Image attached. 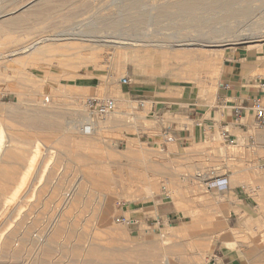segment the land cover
I'll use <instances>...</instances> for the list:
<instances>
[{"label": "rangeland", "instance_id": "1", "mask_svg": "<svg viewBox=\"0 0 264 264\" xmlns=\"http://www.w3.org/2000/svg\"><path fill=\"white\" fill-rule=\"evenodd\" d=\"M31 1L0 0V25L20 19L17 20L19 27L9 26L11 29L0 30V134L5 138L3 142L6 141L8 152H14L21 161L8 166L10 171L15 168V179L0 183V210L5 201H9L0 217V233L6 234L1 233L3 237L0 236V264H85L88 259L97 262L110 252V260L116 264L125 262L127 258L134 260V264H143L144 251L152 254L162 252L165 247L176 264H189V256L198 245L206 242L210 230L216 231V234L204 254L203 264H252L246 255L254 254L255 248L261 249L258 256L263 261L264 172L259 167L264 158H260L261 147L249 146L248 135L232 128L231 133L238 135V146L223 142L217 130L212 133L203 128H198L195 137L181 146L174 142L164 149L158 143L159 134L173 122L181 127H191L185 119L190 109L210 113L217 103L225 60L234 52L251 51L253 47L264 53V41L222 47L225 50L220 65L222 68L212 75L216 80L214 92L211 96L204 94V97H199L198 83L184 81V77L194 73L188 71L187 66H176L173 55L167 58L170 67L166 77H163L164 58L160 52L167 43V37L179 33L178 21L162 20L159 25H142L137 30L125 24L123 30L112 31L101 26L97 20L100 16H114L116 2L120 0H35L32 7L22 9ZM45 1L61 5L67 2V5L60 7L57 4L56 8L41 6ZM143 1H149L150 7V0ZM154 1L158 4L166 0ZM263 4L264 0H253L254 16L236 27L237 31L245 28L262 33ZM235 21L231 19V23ZM91 26H95L96 32L89 35L86 31ZM189 37L196 35L190 34ZM222 37V45L232 43L230 40L233 39ZM122 38L134 44L132 50L127 51L109 42ZM41 39L49 41L36 45L38 48L49 47L45 54L36 55L26 49L15 57H7ZM222 48H214L213 54ZM200 61L197 77H203L210 70L203 66V59ZM170 72L175 73L173 78L168 77ZM125 78L133 83L122 84ZM140 89H143L145 98L136 97ZM93 98L114 100L115 112L106 116L92 115L86 102ZM143 101L147 102L145 108L139 106ZM151 102L157 103L158 111L160 107H165L163 112L150 111ZM42 103H45L43 110L47 116L56 121L53 125L55 130L49 124L36 122L37 126L34 121L35 124H30L19 120V116L18 120H11L13 118L8 115L11 108L19 115L20 112L37 110L32 108L33 105L43 106ZM71 109L78 112L79 126L75 134H68L64 127L71 117ZM104 117L108 120L101 124L100 120ZM209 117L213 116L209 114ZM87 119L97 123L91 135L81 131L89 125ZM258 134L264 136L263 131ZM79 137L90 140L92 147H79L76 144ZM64 139L69 140L65 142ZM9 141L12 142L6 144ZM38 146L41 152L28 182L19 196H13L19 187L20 176L26 173ZM247 158L258 167L250 171V175L241 171ZM2 162L5 163V157ZM89 174L93 175L92 179ZM213 178H227L230 187L222 193L208 189ZM161 185L167 186L171 193L169 197L160 198ZM71 186L79 188L81 194L78 197L69 196ZM231 187H242L247 193L242 190L245 198ZM101 200H104L103 203ZM159 204H165L170 215H160L157 210ZM102 211L109 219L108 223L102 222ZM122 216L137 220L138 224L121 225L118 218ZM248 216L251 219L243 222ZM61 221L66 223L61 228V237L53 239L56 226ZM217 224L223 226L218 227ZM238 231V235H245L248 240L241 244L236 242L233 234ZM37 235L52 238L47 243L49 252L43 253V249L38 254ZM6 240L8 244L4 242ZM85 241L89 242L87 247L82 244ZM91 242H95L92 245L96 248L94 256L88 254ZM165 243L166 246H163Z\"/></svg>", "mask_w": 264, "mask_h": 264}, {"label": "bare ground", "instance_id": "2", "mask_svg": "<svg viewBox=\"0 0 264 264\" xmlns=\"http://www.w3.org/2000/svg\"><path fill=\"white\" fill-rule=\"evenodd\" d=\"M39 2V1H38ZM58 2V1H57ZM74 2V1H73ZM149 2V1H148ZM148 2H145L143 0H120V2H116V8L117 11L115 12L114 16H100L99 19L97 20L98 23L101 24V26H103L104 28L107 29H113V30H121L122 28H124L123 26L125 25L127 27V24L131 25L132 30L136 29L142 25H147V24H154L155 26L162 21V20H167L170 22H176L178 21L179 24H177L180 28H179V33L178 34H174L172 36H168L167 37V43L165 46L162 47V55L164 58V65L163 67V77H166L167 72L169 70V63H168V56L173 55V57L176 59V66L180 67L181 65L187 66L188 71L193 72L194 75L193 76H189V77H184V81H188L189 83H198L199 85V89H200V96L199 97H204L205 95H212L214 86H215V81L213 78V76L216 74L217 69L220 70L219 68L221 67L220 65L223 62V58H224V49L222 47H226V46H230V45H237V44H241L242 42L245 43H249V44H258L262 41H264L263 39L261 40V38H264V30L262 31V33L259 32H255V31H251L248 29H243L241 32L237 29L236 27H238L239 25H241L243 22L248 21L249 19H251L254 16V12L255 9L252 6L253 4V0H166L165 2H159L157 4L156 1L154 0H150V7H148ZM36 3L35 0H32L31 2H27V4H25L24 6H22V9L24 8H28L29 6L32 7V5ZM61 3V1H60ZM62 5H67V2H62ZM115 3V4H116ZM58 4V5H57ZM57 6H62L59 3H54L53 1H45L44 3L41 4V6L43 7H51V8H56ZM65 5V6H66ZM264 5V4H263ZM40 8V7H39ZM42 8V7H41ZM150 8V9H149ZM43 9V8H42ZM149 9V10H148ZM21 10V9H20ZM25 11V10H24ZM23 12V10H22ZM14 13V12H13ZM29 18H30V14ZM22 15H20L21 17ZM25 16V15H24ZM256 16V15H255ZM19 17V18H20ZM23 17V16H22ZM26 17V16H25ZM28 17V16H27ZM26 17V18H27ZM13 19V18H12ZM23 20V18H21ZM231 19L236 20L234 23H231ZM20 20V19H17ZM7 22V24L5 25H0V30L1 29H11V27L9 26H18L20 23L18 21ZM252 21V20H251ZM97 23V24H98ZM235 24L234 26H231ZM93 25V24H92ZM255 25V24H254ZM100 26V25H99ZM100 26V27H101ZM244 26V25H243ZM246 26V25H245ZM19 27V26H18ZM102 27V28H103ZM143 27V26H142ZM15 28V27H14ZM141 28V27H140ZM74 29V28H73ZM77 29V28H76ZM100 29V28H99ZM106 31H109L107 30ZM129 29V28H128ZM139 29V28H138ZM240 29V28H238ZM112 30V31H113ZM123 30V29H122ZM147 30V29H146ZM145 30V31H146ZM183 31V32H182ZM185 31V32H184ZM205 31V32H204ZM258 31V30H257ZM7 32V31H6ZM95 26H91L88 28V31H86V33L90 34H95ZM134 32V31H132ZM147 32V31H146ZM178 32V30L176 31ZM240 32V33H239ZM2 33V32H1ZM76 33V32H75ZM80 33V32H79ZM3 34V33H2ZM195 34L196 37H189V35ZM69 35V34H68ZM77 35V34H76ZM227 36L230 39L232 43L231 44H225L222 45L224 43L220 41V38L222 36ZM146 36V35H145ZM68 37V36H67ZM79 37V35H78ZM85 37V36H84ZM93 37V36H92ZM97 37V36H96ZM112 37V36H110ZM150 37V36H149ZM52 38V37H50ZM77 38V37H76ZM82 38V37H81ZM106 38V37H105ZM109 38V37H108ZM114 38V36H113ZM145 38V37H144ZM223 38V37H222ZM48 39V38H47ZM130 39V38H127ZM225 39V37H224ZM49 40V39H48ZM61 40V39H60ZM133 41V39H131ZM136 40V39H135ZM134 40V41H135ZM150 40V39H148ZM227 40V39H226ZM47 40L46 39H41L38 40L36 43H33L31 45H27L26 48H23L21 51L19 50L17 53H10L11 55L7 56L9 58L15 57L19 52H22L23 50L25 51L26 49H29L31 51H34V53L36 55H42L45 54L48 50V48H38L36 47V45L38 43L40 44H44ZM50 41V40H49ZM47 41V42H49ZM86 41V40H85ZM92 40L90 39V42ZM98 41V40H97ZM142 41V40H141ZM160 42H162L161 40H159ZM172 41V43H171ZM228 41V42H230ZM247 41V42H246ZM102 42V41H101ZM104 42H107L104 41ZM103 42V43H104ZM110 43H114L116 44V46L120 47L122 46L125 50H132V47H134V44H131L128 40H124L122 39H118L114 42L109 41ZM108 42V43H109ZM158 42V40H157ZM164 42V41H163ZM226 42V41H225ZM100 43V42H98ZM109 43V45H110ZM244 43V44H245ZM157 44V43H156ZM101 45V44H100ZM137 45V44H136ZM135 45V46H136ZM143 45V43L141 44V46ZM161 45V44H160ZM159 45V46H160ZM261 45V44H260ZM150 46V45H149ZM154 47L156 45H153ZM152 46V48H153ZM252 46V45H251ZM109 47V46H108ZM151 47V46H150ZM149 47V48H150ZM148 48V47H147ZM159 48V47H158ZM214 48H222L221 50H218L214 52L213 54V49ZM137 49V48H134ZM133 49V50H134ZM139 49V48H138ZM145 49V48H144ZM155 49V48H154ZM161 49V46H160ZM28 50V51H29ZM55 50V49H54ZM251 50H254V47L251 48ZM126 51V52H127ZM140 51H141V47H140ZM53 52V51H52ZM157 52V51H156ZM256 52V51H255ZM25 53V52H24ZM124 53V52H123ZM159 53V52H158ZM122 54V53H121ZM127 54V53H126ZM136 54V53H135ZM123 55V54H122ZM140 55V54H139ZM139 55L137 57H139ZM4 56V57H5ZM121 56V55H119ZM124 56V55H123ZM141 56V55H140ZM122 58V57H121ZM127 58V57H126ZM1 59V58H0ZM118 59V58H117ZM135 59V58H134ZM200 59H203V66H206L207 68H209L210 70L207 71L206 75H204V79L201 76L197 77L198 73L197 70L198 65H201V61L199 62ZM138 60V59H137ZM121 61V59H120ZM143 62V61H141ZM117 63V62H116ZM136 64V63H135ZM138 64V63H137ZM121 65V64H120ZM219 65V66H218ZM119 66V65H118ZM175 66V65H174ZM120 67V66H119ZM118 67V68H119ZM182 69H186V67H181ZM203 68V67H201ZM222 68V67H221ZM223 70V69H222ZM119 71V70H118ZM182 71V70H181ZM219 73V72H218ZM173 72L169 73L170 78L174 77ZM200 74V73H199ZM203 74V73H201ZM180 75V74H179ZM213 75V76H212ZM222 75V74H221ZM111 77V76H110ZM219 84V83H218ZM221 85V84H220ZM219 86V85H218ZM217 86V87H218ZM216 90V89H215ZM218 91V90H217ZM203 93V94H202ZM218 93V92H217ZM202 94V95H201ZM73 96V95H72ZM76 96V95H75ZM80 98V97H79ZM78 99V98H77ZM122 103V102H121ZM39 104V103H38ZM33 105L32 108H38L33 109V110H28V112H20L19 115L17 114L18 111L14 110V109H10V112L8 115H10L13 119L11 120H18V116L20 117L19 120H24L26 122H32L34 121L35 123H39V124H49V125H55L56 121L55 119H51L50 115L47 116L48 114L46 113L44 109L45 107V103H42L43 106L40 105ZM77 104V103H76ZM73 106V105H72ZM41 107V108H39ZM80 108V107H79ZM42 109V110H41ZM78 109V108H77ZM42 111V112H41ZM71 112V117H69L70 119L67 120V122L65 123L66 126L65 130L68 132V134H75V132L77 133L76 130H78V126L77 123L79 122L77 120V114L78 112L74 111L73 109L70 110ZM119 112V111H118ZM17 116V117H16ZM54 117V116H53ZM80 118V117H79ZM102 118V117H101ZM106 120H108L107 118L104 117V119L100 120V123L103 124V122H105ZM32 122V124H35ZM37 126H39V124H37ZM59 125V122H57ZM87 123L90 124L92 126V131L90 133V135L93 133V129L94 127L97 125L95 120L92 119H87ZM31 124V123H30ZM85 124V123H84ZM83 124V125H84ZM62 126V127H63ZM58 127V126H57ZM82 127V126H81ZM51 128V127H50ZM54 129V126L52 127ZM59 128H61V126L59 125ZM55 130V129H54ZM64 130V131H65ZM65 132V133H67ZM66 134V136L68 135ZM95 135V134H94ZM70 136V135H69ZM74 136V135H73ZM77 137V136H75ZM67 138H69L67 136ZM3 139L5 140L4 137H2V134H0V183H9L11 181H13L15 179V172L14 169L12 171L8 170V166L11 165H15L20 161V158L17 157L16 154H14V152L10 151L8 152L7 147L5 146V142H3ZM14 139V138H13ZM66 139V138H65ZM64 139V141H65ZM77 139V138H76ZM260 142L262 143V146H260L262 149L260 152V158H264V136H259ZM69 140V139H68ZM67 140V141H68ZM74 140V139H73ZM28 141V140H27ZM65 141V142H67ZM12 141H9V143L7 142L6 144H10ZM76 142V141H75ZM14 143V142H13ZM79 147H85L84 149H86V147H92V143L90 140H86L82 137H79L76 143ZM76 145V148H77ZM12 146H14V144H12ZM6 147V148H5ZM9 147L11 148V146L9 145ZM8 147V148H9ZM39 147V146H38ZM37 150L38 152H35V155L33 156V158L31 159L30 163L27 166V171L24 175L20 176V183H19V187L16 189V191L14 192L13 196H19L22 192V190L24 189V187L26 186L31 172L33 171V169L35 168V162L38 161L39 159V152H41L40 147ZM13 148V147H12ZM71 153V152H70ZM72 155V154H71ZM259 155V154H258ZM75 156V155H74ZM5 157V163L3 164L2 160ZM32 157V156H31ZM245 158V157H244ZM249 158V155H248ZM247 158V163L244 165V168L241 170L242 172L249 174L250 175V171H254L256 168H258L256 165L251 164L252 161H250V159ZM9 161V163H8ZM11 161V162H10ZM21 162V161H20ZM24 164V163H23ZM27 164V163H26ZM10 168V167H9ZM91 169V168H90ZM124 170H127L124 168ZM44 171V170H43ZM124 173V172H122ZM89 178H93L92 174L88 175ZM105 176V175H104ZM87 177V176H86ZM118 179V178H117ZM257 181V180H256ZM262 181V180H261ZM78 182V181H77ZM76 182V183H77ZM84 182V181H83ZM75 184V183H73ZM79 184V183H78ZM82 183H80L81 186ZM72 185V184H71ZM85 185V184H83ZM70 186V185H69ZM68 186V187H69ZM78 186V185H77ZM75 186L72 187L69 191L68 194L69 196H73L74 198L78 197V195L81 194L79 188ZM127 187V186H126ZM77 188V189H76ZM117 188V187H116ZM82 189V187H81ZM209 189V188H208ZM68 190V188L66 189ZM88 190V189H87ZM152 190V188H151ZM10 191V190H9ZM154 191V190H152ZM85 192V191H84ZM82 191V193H84ZM88 192V191H87ZM90 192V191H89ZM90 194V193H89ZM65 195V194H64ZM67 196V194H66ZM68 196V197H69ZM84 196V195H83ZM90 196V195H89ZM72 197V198H73ZM17 198V197H16ZM73 198V199H74ZM67 199V198H66ZM71 200V198H70ZM77 200V199H76ZM75 200V203H76ZM65 201V200H64ZM69 201V200H68ZM67 201V202H68ZM102 203L104 200H101ZM8 200L5 201V205L1 208L0 210V217L1 214L5 212L6 207L8 206ZM70 202V201H69ZM68 202V203H69ZM109 202V201H108ZM263 202V199H262ZM66 203V201H65ZM67 203V204H68ZM74 203V201L72 202V204ZM66 204V205H67ZM72 207V206H71ZM101 208V207H100ZM71 209V208H70ZM263 212H264V208ZM101 210V209H100ZM105 210V209H104ZM107 210V209H106ZM8 211V210H7ZM17 211V210H16ZM46 212V211H45ZM60 212V211H59ZM65 214V213H64ZM246 215V213H244ZM14 215V214H13ZM5 216V215H4ZM113 216V215H112ZM3 217V216H2ZM14 218V217H13ZM54 218V217H53ZM52 218V219H53ZM101 218V216H100ZM251 219L250 216L244 218L243 222H248ZM11 220V219H10ZM58 220V219H57ZM67 220V219H66ZM102 222L104 221L105 223L109 222V219H107L104 215V212L102 211ZM55 222V219L53 220ZM228 221V220H227ZM11 222V221H10ZM71 222V221H70ZM216 223V222H215ZM68 224V222H67ZM210 224V223H209ZM13 225V224H11ZM53 225V224H52ZM66 225L65 221H61L59 226H56V234H53V239H55L56 237H58L59 235H61L62 233V229L64 226ZM80 225V224H79ZM213 225V224H212ZM218 225V224H217ZM47 226V225H46ZM49 226V225H48ZM114 226V225H113ZM223 224L218 225V227H222ZM10 227V226H9ZM106 227V226H105ZM111 227V226H110ZM50 228V227H49ZM67 228V227H66ZM65 228V229H66ZM211 228V227H210ZM4 229V227H3ZM46 229V228H45ZM79 229V228H78ZM115 229V228H114ZM1 230V229H0ZM69 230V229H68ZM111 230V229H110ZM117 230V229H116ZM5 231V230H4ZM49 231V229H48ZM47 231V232H48ZM115 231V230H114ZM230 231V230H229ZM235 231V230H234ZM47 232L45 234H47ZM55 232V231H54ZM91 232V231H90ZM3 233V232H1ZM0 233V236L3 237ZM50 233V232H49ZM67 233L69 234L70 232L67 231ZM121 233V232H120ZM218 233V231H217ZM5 234V233H3ZM39 234H43V232L39 233ZM123 235V233H121ZM208 234V233H207ZM216 234V231L214 230H210L209 231V235L210 237L208 239H206L205 243H202L200 245H198V247L196 248V251L193 252L189 257V264H203V258H204V254L207 252V250L210 248V246L212 245V243L214 242V236ZM240 234L239 231L237 233H234V238L236 240V242H238L239 244H241L242 242H244L245 240H248V238L245 235H238ZM6 235V234H5ZM55 235V236H54ZM63 235V234H62ZM116 235V234H115ZM121 236V235H120ZM61 236H59L60 238ZM71 237V236H70ZM81 237V236H80ZM115 237V236H114ZM37 241H38V248L37 252L38 254L42 253V250H44L43 253L45 252H49V249H47V243H49L52 238L48 239L46 236H36ZM79 238V237H78ZM15 239V238H14ZM62 239V238H61ZM73 239V238H72ZM16 240V239H15ZM101 240V239H100ZM113 240V239H112ZM7 241V240H6ZM5 243L8 244V241ZM56 241V240H55ZM64 241V240H63ZM73 241V240H72ZM71 241V242H72ZM77 241L80 243V241L77 239ZM84 241V240H82ZM97 241V240H96ZM95 241V242H96ZM115 241V240H114ZM202 241V240H199ZM77 242V245L79 244ZM95 242H91V246L93 244H95ZM99 241H97L98 243ZM104 242V241H103ZM260 242V241H259ZM258 242V243H259ZM65 243V242H64ZM68 243V242H67ZM101 243V241L99 242ZM98 243V244H99ZM1 244V242H0ZM6 244V245H7ZM10 244V243H9ZM60 245V243H58ZM71 244V243H70ZM81 244V243H80ZM82 244H84L87 247V244H89L88 241L83 242ZM117 244V243H115ZM247 244V243H246ZM264 244V243H263ZM5 245V244H4ZM19 245V244H18ZM97 245V244H96ZM101 245V244H100ZM99 245V246H100ZM104 245V244H103ZM106 245V244H105ZM163 246H166L165 244H162ZM69 246V244H68ZM81 246V245H80ZM109 246V245H108ZM252 247V245H249ZM7 247V246H6ZM18 247V246H17ZM33 247V245H32ZM71 247V246H70ZM94 246L90 247L88 249V254L90 256H94L96 248H93ZM110 248V247H109ZM112 248V247H111ZM169 248V247H168ZM239 248V247H238ZM16 249V248H15ZM34 249V248H33ZM32 249V250H33ZM60 250V249H59ZM35 251V249H34ZM116 251V250H115ZM261 249L260 248H255L254 249V254L251 255H246L247 259L250 261H252V264H264V259L263 261L261 260V258L258 256V254L260 253ZM263 251V249H262ZM61 252V251H59ZM65 252V251H64ZM111 253V252H110ZM109 253V255H110ZM7 254V253H6ZM11 254V252H10ZM126 254V253H125ZM135 254V253H134ZM83 255V254H82ZM109 255H106L104 257H100L101 260H97V262H95L96 260L94 259H88V261H85V264H116V262H113L110 260L112 259L111 256L109 257ZM4 256V255H3ZM7 256V255H6ZM5 256V257H6ZM49 256V255H48ZM29 257V256H28ZM33 257V256H32ZM15 258V257H14ZM118 258V257H117ZM136 258V257H135ZM177 258V257H176ZM19 259V258H18ZM28 259V258H27ZM185 259V258H184ZM33 260V259H32ZM118 260V259H116ZM141 260V259H140ZM134 260L132 259H128L120 264H134L133 262ZM142 261V260H141ZM176 260H174V258L172 257V255L169 252V249L162 248V252H155L152 254H150L149 252L146 253V251H144V263L143 264H176L175 263ZM15 262V261H14ZM19 262V261H17ZM81 262V261H80ZM138 262V261H137ZM8 263V261H7ZM83 263V262H82ZM10 264V263H9ZM12 264V263H11ZM14 264V263H13ZM20 264V263H19ZM27 264V262H26ZM139 264V263H138Z\"/></svg>", "mask_w": 264, "mask_h": 264}, {"label": "crops", "instance_id": "3", "mask_svg": "<svg viewBox=\"0 0 264 264\" xmlns=\"http://www.w3.org/2000/svg\"><path fill=\"white\" fill-rule=\"evenodd\" d=\"M222 69L221 85L218 96H226V99H229V104L223 103L221 98V100H217L216 106L211 108L210 113L206 110L200 111V109H190L186 113L185 119L191 123V127L187 125L181 127L179 123L173 122L169 126L171 134L175 139L174 142H177L180 146L188 143L189 139L194 138L196 132L199 131L198 128L204 129L208 126L215 128V125H222L228 129L232 128L237 131L245 132L243 127L234 122L233 109L240 104L246 107L251 106L252 100L256 95L253 87L257 83V77L264 75V53L259 49L234 52L225 60ZM132 83L133 81L131 80V84ZM222 84H230L231 89L225 91L221 88ZM144 96L145 93L143 89L137 91L136 97L145 98ZM155 103L156 102H151L152 107L150 111H154L155 113L163 112L165 107H160V111H158V105H155ZM209 114L213 117H209ZM200 122L203 124V127H197V124ZM231 135L238 139V135L234 133H231ZM161 140L162 138L159 134V146L164 149L168 148L169 144L162 146ZM228 187H230L229 183ZM231 189L235 190L237 194L240 195H242L244 191L242 187H231ZM157 210L160 215H170V212L165 209V204H159Z\"/></svg>", "mask_w": 264, "mask_h": 264}, {"label": "built area", "instance_id": "4", "mask_svg": "<svg viewBox=\"0 0 264 264\" xmlns=\"http://www.w3.org/2000/svg\"><path fill=\"white\" fill-rule=\"evenodd\" d=\"M122 84L130 85V79H122ZM222 89L225 91H229L231 89L230 84H222ZM253 90L255 91V97L252 100L251 106H244L240 104L233 109L234 122L243 127L247 136V142L249 146L260 147L262 143L259 139L258 132H264V75L257 77V83L254 85ZM224 97V98H223ZM225 104H229V99H226V96H218L217 100H221ZM140 107H145V102H141ZM86 107L92 115L106 116L111 113H114L116 110V102L111 99H88L86 102ZM197 127H203V124L198 123ZM218 131V137L229 145L238 146V139L231 135L230 129L226 128L222 125H215V128L212 126H208L204 128V131H210L214 133ZM81 131L89 135L92 131L91 125L84 126ZM162 138V146H166L167 144L174 143V137L171 134L170 127L166 128L161 134ZM260 169L264 172V163L260 165ZM202 177V175H199ZM214 179V178H213ZM208 188L212 190H217L218 192H225L228 190V179L227 178H219L217 180H212L209 182ZM246 193V192H245ZM170 192L166 185H161L159 188V196L160 198H167L170 196ZM247 194V193H246ZM118 223L121 225L132 226L138 224L137 220H131L126 217L118 218ZM213 264H216L213 262Z\"/></svg>", "mask_w": 264, "mask_h": 264}]
</instances>
